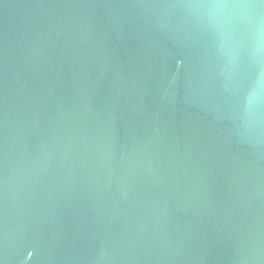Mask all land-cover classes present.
Instances as JSON below:
<instances>
[{
	"label": "water",
	"instance_id": "1",
	"mask_svg": "<svg viewBox=\"0 0 264 264\" xmlns=\"http://www.w3.org/2000/svg\"><path fill=\"white\" fill-rule=\"evenodd\" d=\"M0 264H264V0H0Z\"/></svg>",
	"mask_w": 264,
	"mask_h": 264
}]
</instances>
